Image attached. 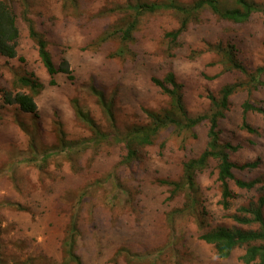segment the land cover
<instances>
[{"label":"rangeland","instance_id":"rangeland-1","mask_svg":"<svg viewBox=\"0 0 264 264\" xmlns=\"http://www.w3.org/2000/svg\"><path fill=\"white\" fill-rule=\"evenodd\" d=\"M138 1L166 0H14L20 29L18 55L0 57V87L22 89L15 81L26 72L35 73L45 86L36 95L37 113L5 104L0 92L3 264H73L64 260L63 241L74 210L82 264H244V248L224 258L201 239L194 215L182 213L170 220L173 210L184 206L186 196L182 192L170 197V187L161 180L180 179L183 162L205 149L207 124L196 128V138L174 128L162 131L153 145L126 165L122 143H83L92 130L77 107L103 132L111 130L112 121L93 91L96 87L112 103L120 129L146 122L145 108L170 107L169 96L153 78L174 71L189 113L207 112L209 94H217L226 83L246 79L240 72L224 71L219 45H234L249 71L264 65V14L255 12L245 22H234L205 8L171 44L166 33L180 26V16L172 10L146 13L126 53L116 55L125 46L119 34L104 41L101 35L125 24L132 12L127 6ZM176 1L191 5L196 0ZM221 1L228 5L234 0ZM25 16L48 41L55 63L69 60L73 79L58 73L57 83L50 84ZM248 96L264 106V84L251 95L240 90L233 96L220 123L221 137L239 147L231 153L234 162H258L253 168H234L235 176L260 178L264 185V116L248 113L255 133L241 126ZM62 136L81 142L66 146ZM217 164L212 160L198 177L207 209L202 218L209 228L258 229V223L242 224L234 215L241 214L242 206L257 202L264 188H241L230 180L234 197L225 208Z\"/></svg>","mask_w":264,"mask_h":264},{"label":"trees","instance_id":"trees-1","mask_svg":"<svg viewBox=\"0 0 264 264\" xmlns=\"http://www.w3.org/2000/svg\"><path fill=\"white\" fill-rule=\"evenodd\" d=\"M127 7V10L132 12L125 24L116 28L115 32L101 35L100 38L101 41H104L115 33L119 34L125 45L116 51L115 54L119 56L126 53L127 43L134 39L140 17L146 13L172 10L180 16V26L166 33V37L169 38L171 44L178 41L183 31L205 8H210L221 18L234 22H245L255 12L264 14V3L254 0H234L228 5H224L221 0H196L191 5L179 3L176 0L138 1L136 4ZM25 17L28 21L30 36L37 44L40 59L51 76L50 84L57 83L56 75L58 73H64L70 79H73L74 74L69 60L63 59L59 64H56L49 50L48 41L36 28L33 20L28 16ZM19 38L20 29L17 24L14 0H0V57H17ZM216 49L221 55L224 71L240 72L246 75V79L226 83L217 94H209L211 101L209 111L191 115L184 102L183 85L177 79L175 72L169 71L163 78L154 77L153 81L169 96L170 107L145 108L146 122L128 125L120 129L115 122L112 103L107 100L102 90L94 87L93 91L97 95L104 112L111 119L112 126L110 131L103 132L86 112L77 107L79 115L92 130V136L85 138L83 143L89 141V143L96 146L107 141L122 143L125 149L122 162L127 165L138 159L145 147L153 145L162 131L174 128L180 134L190 132L196 138V128L202 124H207L208 140L205 149L199 155L190 157L183 162L180 179L161 180L162 183L170 187V197H175L182 192L186 196L184 206L173 210L170 214V220L173 222L174 217L182 213L192 214L198 219L199 227L202 230L201 239L212 244L219 256L226 258L235 249L244 248L241 255L244 264H264V195L260 196L257 202L251 201L248 206H242L239 209L241 214L234 215V218L242 224L258 223V229L209 228L208 222L202 218L207 215V209L200 195L201 187L198 177L214 159L218 162V179L222 188L221 203L225 208L231 205V199L234 197L230 180H235L241 188L252 189L257 185L261 190L264 188V185L260 184L262 182L260 178L247 180L235 176L234 168H253L258 165V162H245L243 164L234 162L231 159V153L237 151L239 147L231 142L224 141L221 137L220 128L221 120L226 117L231 108L233 96L240 90H247L251 95L255 88L264 84L262 80L264 65L257 67L254 71H249L237 56L234 45H227L226 47L219 45ZM15 83L17 87L22 89L11 90L0 87L4 103L8 105L17 104L22 111L37 113L36 95L44 88V83L33 72L19 75ZM242 107L241 126L249 132H257V129L248 120V113L257 111L264 116V106L248 96ZM61 140L63 145L71 147L81 142L79 140H65L63 136ZM84 147H87V143ZM75 213H77V210L72 213L63 241L64 260L67 263L82 264V258L77 250L80 228L78 216ZM0 264H3L1 258Z\"/></svg>","mask_w":264,"mask_h":264}]
</instances>
